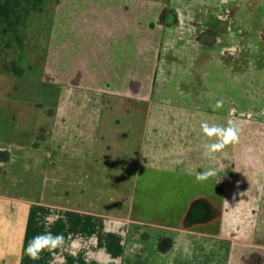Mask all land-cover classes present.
Segmentation results:
<instances>
[{"label":"crops","instance_id":"crops-1","mask_svg":"<svg viewBox=\"0 0 264 264\" xmlns=\"http://www.w3.org/2000/svg\"><path fill=\"white\" fill-rule=\"evenodd\" d=\"M57 1V74L52 81L56 82V89L52 93L48 92L47 98L53 102L49 104L51 113L57 116L58 124L61 120L63 124H59L55 131L54 119H51V123L43 120L49 126L42 127L44 137L39 142L35 127L27 125L30 118L28 109H16L14 118L21 114L25 119L21 127L11 132L14 138L10 142L11 149L4 147L6 145L0 140V158H11L10 169L0 166V171L4 172L0 176L7 172L17 173L18 181L12 180V190L25 186L27 191L42 196V201L35 204L36 209H19L17 216L20 218L21 230L11 232L17 241H14L10 251H0V264L7 259L10 262L6 264H51L50 259L53 263L61 261L62 250H45L38 260H32L21 242L27 230H30L29 242L32 237L45 231L54 234L51 227L54 228L55 223L80 226L79 222H66L64 216L59 218L61 222L58 219L46 220V214L50 216L48 211L65 214L68 208L43 200L47 195L53 198L52 201L60 195L64 196L65 192L59 193L56 189L62 183L61 175L65 176L76 169L68 168L67 162L76 166L78 161H82L81 165H84L87 163L86 158H90V162L96 160L97 164L99 158H145L140 166L142 173L151 172V176L155 177L171 173L170 178L181 179L178 191L173 189L171 192L168 182L165 183L164 203L167 209L163 211L164 215L175 204L168 196H178V193L180 196L189 195L186 207L181 212L180 224H158L170 229L169 234L174 233L165 234L168 243L175 241L179 232L199 237L201 232L207 231L213 236L228 238L231 242L229 258L232 263L264 264V168L260 172L250 166L253 162L262 163L264 158H245L246 168L250 170L248 177L245 172H241V158H237L243 144L240 138L241 125L247 124L251 128L259 125L264 130V91L256 93L255 86L257 84L259 87L260 82L264 88V81L260 79V75L264 76V0ZM210 66L222 69L224 75H213L211 80ZM0 73L11 74L2 69ZM243 73L254 76L246 79ZM78 91L94 94L98 98L108 95L146 104L152 116L149 125L159 126L153 127V132L162 129L163 125L158 119L161 110L158 108L166 104L178 107L174 109L176 112L169 110L175 115L201 111L207 115L229 116L239 128V142L228 150L225 148L218 152L211 159L193 157L189 155L196 151L191 133L192 122L185 118L184 124H178L173 119L165 125V129L169 130L167 141L163 143L161 136L152 134L149 142L145 141L139 153L132 157L125 155L119 144L103 150L97 138L103 131L104 119L101 117L104 99L84 109L86 118L82 122L89 127L84 129L78 140L70 145L52 142V130L53 136L55 133L65 135L64 122L69 114L75 113V106L71 107L70 100ZM169 91L175 92L167 93ZM218 100L223 101V106L214 110L212 106ZM99 104L102 105L100 108ZM31 109L32 106L29 111ZM49 129L51 135L46 143ZM161 142L170 148L169 152H163L165 156H162ZM256 142L264 153V136ZM126 145L129 147V143ZM230 154H234L235 158H226ZM48 158H57L52 171L47 165ZM148 158H170V161L147 163ZM83 169L80 167L79 174L72 173V176L89 178L80 173ZM207 169H216V174L207 180L197 181L196 174ZM220 174H223L222 178ZM0 180L4 182L9 179ZM49 180L52 182L49 183ZM71 193L79 198L85 191L80 188ZM83 196L91 203L96 201L90 195ZM128 203L129 211L137 208L133 198ZM197 203L203 204L208 214L193 219L192 211ZM34 210L37 220L31 221L30 213ZM89 216L85 218L89 219ZM133 221L128 217L126 223L129 228ZM82 225L89 226L90 223L85 221ZM244 227L250 228L248 234L242 232ZM71 238L67 235L65 243Z\"/></svg>","mask_w":264,"mask_h":264},{"label":"rangeland","instance_id":"rangeland-1","mask_svg":"<svg viewBox=\"0 0 264 264\" xmlns=\"http://www.w3.org/2000/svg\"><path fill=\"white\" fill-rule=\"evenodd\" d=\"M57 3L56 0H48L43 4L41 10L32 12L26 24L20 27L23 36V48L18 44L6 48L5 41H10V34L5 39L0 38V69L4 71L6 64H8V67H12L13 62L16 64L15 70L10 68V75L0 73V140L6 145L4 147H7V149H11L10 142L14 140L11 132L16 127H21V123L25 119L22 118L21 114L17 115L16 119L14 118L16 109L19 111L28 109L30 118L27 125L35 127V134L37 133V141L39 142L44 137L42 127L46 126L47 128L49 126L43 120H48L51 123V119H54L55 131L59 124H63L62 120L58 124L57 116L51 113L52 109L49 108V104L53 102L47 98V93H52L56 89V82L52 81L56 79L57 74L55 60L58 45L56 37L59 26ZM12 41H15V37L12 38ZM16 70H19L18 72H22V74L15 73ZM210 70L211 80L213 75H224V71L218 67L210 66ZM249 75L243 73V78L249 79L254 76V74L251 77ZM260 76V79L264 81V76ZM255 86L257 87L256 93L260 94L262 90L264 91L260 82L259 87L257 84ZM252 91L254 92V89ZM170 92L175 91L167 93ZM102 100L104 107L98 105L99 108L100 106L103 108V114L100 117L104 119L103 131L100 132L97 138L99 147L106 150L108 146L112 147L119 144L121 151L131 157L133 154L139 153L144 142L150 140L152 134L161 136L163 143L167 141L169 130L165 129V125L171 123L173 119H176L178 124H184L186 118L188 122H192V139L196 143V151L194 150L189 155L205 158L202 155V145L206 141L200 128L201 123L208 121L210 124L226 125L229 120V116L225 117L211 113L207 115L202 114L201 111H190L187 114L175 115L176 113L172 114L169 110L173 111L178 107L166 104L158 108L161 110L158 119L163 125L162 129L153 132V127L159 128V126L156 124L149 125L152 116L146 104L137 103L134 99L126 100L108 95L98 98L94 94L78 91L75 97L70 100L71 107L75 106V113L69 114L66 122H64L66 126L65 135L55 133L53 136L52 130V142H63L70 145L78 140L80 135H83L84 129L87 130L89 127L82 122V119L86 118L83 115L84 109L88 108L90 104H97V101L101 103ZM68 103V100H66L67 105ZM30 106L33 109L29 111ZM226 107L228 108V102H226ZM148 125L150 127H147ZM145 127L149 130H145ZM241 127L242 136L240 138L243 144L237 158H241V160L239 159L241 172H245V176L248 177L247 173L250 170L246 168L248 165L245 163V158H264V153H262L256 142L261 136H264V130L260 129L259 125L251 128L247 124H242ZM252 130L253 132H251ZM47 133L46 143L49 141L51 129L47 130ZM162 142V156H165L166 154L163 152H169L170 148L169 146H163ZM127 143H129V147L126 145ZM232 145L227 146L226 149L232 148ZM252 146L255 147L252 148ZM226 158H235V156L230 154ZM99 159L98 164L96 160L90 162V158H86L85 162L87 163L84 165H81L82 161H78L77 165H81L79 168L76 167L77 165L73 166V163L67 162L68 168H71V170L76 169L75 172H68L65 176L61 175L60 182L62 183H57L60 184L56 188L57 192H65L64 196L60 195L56 197L57 200L52 201L53 198L47 195L43 200L59 204L58 206L64 205L68 208L64 212L65 214L48 211L47 213L50 216L46 214V220L56 219L57 221L58 219L61 222L59 218L64 216L63 220L66 219V222H79L80 224V226L74 227L55 223L54 228L51 227L54 235L59 233L58 230L64 234L65 238L67 235L72 237L68 240L69 243L64 244L62 249L57 248L54 250H62L60 251L61 261L58 262L57 260L53 263V260L50 259L51 264H238L232 263L229 258L231 242L228 241V238L213 236L207 231L201 232L198 235L199 237L191 233L186 235L179 232L176 240L168 243L165 234L173 235L174 233L169 234L170 229L158 224H180L181 212L186 207L189 195L180 196V193H178V196H168L175 204L172 205L171 211L164 215L163 211L167 209L164 203L165 183L168 182L171 192H173V189L178 191V186L181 184L180 178H170L171 173L157 175V177L151 176V172L142 173L140 166L145 162V158ZM151 161L161 164L169 162L170 158H148L147 163ZM10 162L11 158H0V164H2L0 166L3 168L10 169ZM56 164L57 158L47 159V165L51 171ZM250 166L263 172L264 160L262 159V163L253 162ZM80 167L84 168L80 173L88 175L89 178L86 179L83 176L79 178L78 175L72 176V173L79 174ZM180 169L179 166V171ZM1 173L4 172L0 171ZM18 177L17 173L11 174L8 172L0 176L2 179H9L0 182V251L3 252L10 251L14 247V241H17V237H14L15 235L12 233L17 229L21 230L20 218L17 216L19 209H36V202L42 201L41 194L38 196L31 193L27 191L25 186L12 190V180L18 181ZM220 177L222 178L223 174H220ZM158 178H161V180ZM5 182L8 184H5ZM51 182L52 180H49V183ZM80 188H83L85 193L76 198L75 194L71 192ZM84 194L96 198V201H92V203L86 201ZM132 198L136 201L137 208L129 211L128 200ZM35 211L30 213L31 221L37 220ZM59 214L60 216H58ZM88 215H90L89 219H86L85 217ZM128 217L135 220L130 224V228L126 223ZM85 221H88L90 225L83 226L82 224ZM138 221L143 222L137 225ZM133 228L135 229L133 230ZM29 231L27 230V234L23 236L21 242L24 250L28 244L27 240L30 238ZM249 231L250 228L244 227L242 232L248 234ZM18 241H20V238ZM8 262H10L8 259L2 261L3 264Z\"/></svg>","mask_w":264,"mask_h":264},{"label":"clouds","instance_id":"clouds-1","mask_svg":"<svg viewBox=\"0 0 264 264\" xmlns=\"http://www.w3.org/2000/svg\"><path fill=\"white\" fill-rule=\"evenodd\" d=\"M223 106V101L218 100L213 109L217 110ZM205 143L202 145V155L205 158H213L218 152L223 151L227 146L239 142V128L233 119H229L226 125H219L216 123H209L203 121L200 125ZM211 141V142H208ZM216 169H207L203 173L196 174L197 181L207 180L209 177L216 174ZM65 244V236L62 233L52 234L50 231L39 233L29 240L25 249L26 254L32 260H38L41 254L47 250L53 252L57 248H63Z\"/></svg>","mask_w":264,"mask_h":264},{"label":"trees","instance_id":"trees-1","mask_svg":"<svg viewBox=\"0 0 264 264\" xmlns=\"http://www.w3.org/2000/svg\"><path fill=\"white\" fill-rule=\"evenodd\" d=\"M48 0H0V38L5 39L8 34L15 37V41H5L6 48H11L14 44H18L23 48V36L20 27L24 26L29 20V16L34 11L42 9L43 4ZM4 67V70L10 71L16 67L13 62L12 67ZM11 68V69H10ZM18 69V68H17ZM19 71V70H18ZM17 70L15 73L21 75Z\"/></svg>","mask_w":264,"mask_h":264},{"label":"water","instance_id":"water-1","mask_svg":"<svg viewBox=\"0 0 264 264\" xmlns=\"http://www.w3.org/2000/svg\"><path fill=\"white\" fill-rule=\"evenodd\" d=\"M208 209L201 203L195 204L193 211H192V218L198 219L207 216Z\"/></svg>","mask_w":264,"mask_h":264}]
</instances>
